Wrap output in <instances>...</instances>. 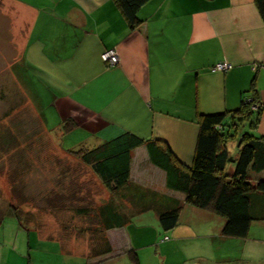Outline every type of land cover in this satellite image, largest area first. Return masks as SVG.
<instances>
[{
	"label": "crops",
	"instance_id": "crops-1",
	"mask_svg": "<svg viewBox=\"0 0 264 264\" xmlns=\"http://www.w3.org/2000/svg\"><path fill=\"white\" fill-rule=\"evenodd\" d=\"M136 18L139 23L131 27L114 0H0L4 125L21 111L59 145L72 143L73 150H89L130 133L168 148L187 170L194 156L198 116L233 111L255 94L260 102L258 123L245 132L264 141V24L254 0H148ZM106 50L115 51L116 65L102 62L100 55ZM217 63L230 67L213 71ZM65 121L74 124L69 133H63ZM240 134L237 129L230 145ZM2 136L9 137L0 133L1 148ZM62 150L90 169L70 153L73 150ZM249 178L252 183L264 181V169L250 172ZM98 201L97 216L108 205L112 215L126 222L101 228L105 241L100 250L107 244L109 253L93 257L89 248L75 247L52 230L21 225L7 210L0 215V264H25V258L29 264L31 234L46 246L59 242L78 248L90 264L111 262L113 252L112 257L120 259L134 252L140 264L139 237L144 234L139 227L129 231L132 219L151 216L158 225V213L176 206V226L164 232L158 225L160 254L171 246L178 255L194 250L197 255L180 264H207L203 260L215 259L219 238L244 245L239 250L240 261L247 257L242 264H264V237L251 239L256 231L264 233V221L253 222L246 238L222 236L220 217L185 204L181 193L166 189L165 174L149 162L145 145L130 151L127 183L117 191H105ZM250 212L264 217V194H251ZM212 221L220 226L211 228ZM170 254L159 258L172 263Z\"/></svg>",
	"mask_w": 264,
	"mask_h": 264
},
{
	"label": "rangeland",
	"instance_id": "rangeland-1",
	"mask_svg": "<svg viewBox=\"0 0 264 264\" xmlns=\"http://www.w3.org/2000/svg\"><path fill=\"white\" fill-rule=\"evenodd\" d=\"M2 107L0 103V133L12 135L13 138L6 145L3 141L0 147V215L3 216L9 206L13 205V208H19L23 213L19 220L25 227L52 230L61 240L69 238L75 247H87L91 252H98L105 237L101 235V228L94 215L100 203L98 200L105 197L106 188L99 184L90 169L64 153L62 149H74L70 146L72 143L63 141L64 145H59L56 138L45 133L31 115L24 116L21 111L10 116L8 125H4ZM226 120L225 123L230 122L229 118ZM246 129L245 125L238 127L240 133ZM72 139L73 136L68 141L72 142ZM238 142H233V146L228 144L231 160L237 155ZM79 211L84 213L79 214ZM131 224L129 231L136 232L139 227L144 234L139 237V245L143 246L139 252L140 264H164L159 256L169 257V252L173 254L174 262L168 263V260L166 264H180L182 259L197 255L194 250L189 253L181 251L178 255L173 246L166 251L167 248H163L160 254L161 246L156 245L162 241V236L156 220L151 216H141L140 221L132 219ZM215 226H220L218 221L211 222V228ZM263 235L256 231L251 239H263ZM29 242L32 256L29 264H90L81 256L78 248L61 245L59 242L53 246L36 243L32 234ZM236 242L217 238L215 259L203 261L207 264H242L247 257L244 255L243 261H240L239 250L244 245ZM114 255V252L109 255L111 262L106 260L93 264H132L128 259L112 257ZM24 261L27 264V258Z\"/></svg>",
	"mask_w": 264,
	"mask_h": 264
},
{
	"label": "trees",
	"instance_id": "trees-1",
	"mask_svg": "<svg viewBox=\"0 0 264 264\" xmlns=\"http://www.w3.org/2000/svg\"><path fill=\"white\" fill-rule=\"evenodd\" d=\"M147 1L114 0L131 27L139 23L136 13ZM254 3L264 24V0H254ZM249 97V100H241L239 107L233 111L198 116L194 156L187 170L176 163L168 148L158 147L130 133L119 135L92 149L81 147L70 153L89 167L108 191L114 192L128 181L130 151L145 145L149 162L165 174L166 189L181 193L185 204L220 217L223 220L222 236L246 238L253 222L264 221V217L255 216L250 212L251 194L263 195L264 181L252 183L249 178L250 172L257 173L264 169V141L249 132H241L233 169L228 171L226 167L231 161L227 143L234 138L238 127L245 125L248 129H254L258 123L260 102L255 94H249ZM226 117H229V123H225ZM73 127V123L65 121L63 133H69ZM234 128L235 132L231 133ZM12 138L13 136L9 135L7 139H3L4 144ZM13 207L15 206H9L8 213L19 220L23 213L19 208ZM178 213V206L158 213V225L164 232L176 226ZM100 214L101 216H97L95 212V221L104 230L126 224L110 213L108 205L102 207ZM110 251L106 244L105 249L91 254L97 257ZM126 257L132 264H138L134 252H127Z\"/></svg>",
	"mask_w": 264,
	"mask_h": 264
},
{
	"label": "built area",
	"instance_id": "built-area-1",
	"mask_svg": "<svg viewBox=\"0 0 264 264\" xmlns=\"http://www.w3.org/2000/svg\"><path fill=\"white\" fill-rule=\"evenodd\" d=\"M102 62L107 66H114L118 63V57L114 50H106L100 55ZM229 64L217 63L212 67L213 71H225L229 68Z\"/></svg>",
	"mask_w": 264,
	"mask_h": 264
}]
</instances>
